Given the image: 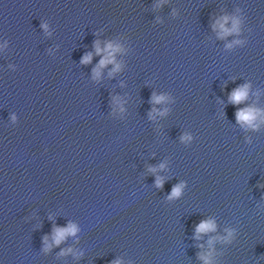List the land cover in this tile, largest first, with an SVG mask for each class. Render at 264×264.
Here are the masks:
<instances>
[{"label":"water","instance_id":"1","mask_svg":"<svg viewBox=\"0 0 264 264\" xmlns=\"http://www.w3.org/2000/svg\"><path fill=\"white\" fill-rule=\"evenodd\" d=\"M224 16L239 32L220 36ZM97 41L120 46L99 77ZM249 106L264 110V0H0V264H264Z\"/></svg>","mask_w":264,"mask_h":264},{"label":"clouds","instance_id":"2","mask_svg":"<svg viewBox=\"0 0 264 264\" xmlns=\"http://www.w3.org/2000/svg\"><path fill=\"white\" fill-rule=\"evenodd\" d=\"M229 19H233V26L232 28H227L225 25L227 24ZM239 19H235L229 16H224L221 18V20H218L216 24L213 25L214 28L218 27L222 31L219 33L221 37H224L232 32H239ZM42 27L47 30L48 25L43 24ZM233 43H242V41H234ZM228 47H232V44H229ZM120 50L119 45H115L111 42L107 44L106 49H101L99 46V41L96 42V52L100 53L101 51H106L107 55L104 56V58L100 61L99 65L94 69V75L95 77H99L100 70L104 66H106L108 63H115V56L114 53ZM92 59V54L88 53L83 57L82 63H88ZM120 69V64L116 63L115 68L113 69V72L118 71ZM249 84H244L239 86L238 88L234 89L232 93L230 94V101L234 104H240L241 102L245 101L249 96ZM153 101L155 103H161L168 99L166 95H156L153 93L152 97ZM158 111L156 109H153V112ZM167 109H165V112ZM262 113H264V110H261L255 106H249L243 109H238L236 112V118L239 123H241L244 126L251 127L253 129H256L259 127V125L255 122L258 118L261 117ZM163 114V113H162ZM152 113H150V116ZM154 118V117H153ZM13 119H15V116L13 115ZM191 136L189 134H184L181 139L183 141H189L191 140ZM165 165L161 164L160 168H164ZM151 171L155 172L156 169L152 168ZM164 179L162 177H157L156 179V186L157 187H163ZM184 187V183L181 182L177 185H175L172 188L171 194L169 195L168 199L171 200L173 198H177L181 195L182 189ZM217 228L216 222L214 219H206L201 221L196 228V234L199 238L201 234L208 233L215 231ZM79 231V227L76 223L69 222L66 227H56L53 232V239L56 245H59L62 241H64L69 235H75ZM234 233V230L229 229L228 230V237H219V239L229 240L232 238ZM218 237H213L209 240V244H212ZM47 236L45 237V250H49L52 245L47 243ZM202 247V246H201ZM73 249L68 248L62 254H66L67 252H72ZM200 259H202L205 264H211V253L205 255L204 253L199 254ZM111 264H122V261L115 260L112 261Z\"/></svg>","mask_w":264,"mask_h":264}]
</instances>
